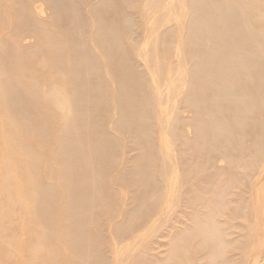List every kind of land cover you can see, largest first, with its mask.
<instances>
[{"label":"rangeland","instance_id":"1","mask_svg":"<svg viewBox=\"0 0 264 264\" xmlns=\"http://www.w3.org/2000/svg\"><path fill=\"white\" fill-rule=\"evenodd\" d=\"M1 1L11 5V0H0V26ZM129 1L130 6L123 5L122 0H67L83 15L87 23L83 41L101 63L108 101L107 112L100 117L102 129L119 140L117 149L110 147L101 160L102 178L82 180L77 172L76 183L90 184L91 189L82 200L86 205L74 214L80 213L88 230L101 238L99 249L105 254L103 261L97 258L92 264H210L209 256L197 251L198 238L191 233L193 226L209 218L220 225L224 238L229 241L225 250L229 264H264V113L253 111L261 120V127L254 131H244L230 124V145L233 147L222 149L219 143L210 146L208 134L202 141H196L198 128L194 125L193 109L186 103V92L194 63L207 56L211 43L206 37L201 51H193L187 40L188 25L193 20L191 0ZM38 3L46 11L41 12L40 18L49 21L48 3L38 0L35 5ZM220 4L223 9L232 7L243 17L246 37L255 43L263 89L259 95L258 86H249L248 99L254 101L260 96L264 103V0H221ZM112 9L116 14L108 12ZM123 10L131 16L128 23L122 18ZM212 19L211 15L205 16V20L211 22ZM98 23L106 29L118 28L124 54L144 70L143 103L150 111L152 124L146 132L140 128L128 131L114 125L119 115L115 103L119 79L116 69L108 65L104 50L109 45L101 44ZM168 30L170 34H166ZM57 34L62 38L61 33ZM35 40L36 37H26L22 43L31 45ZM45 58L51 61V57L43 53L37 62L42 65ZM47 76L56 77L52 72L42 76L35 71L27 74L23 81L34 79L31 86H42L39 95L43 101H49L51 90H44V84L59 90L63 106L59 111H68L70 92L64 78L52 83L53 79ZM233 83L244 85L241 78L233 79ZM194 89L204 98H210L207 85L196 84ZM222 106L220 118L230 120L231 107L226 103ZM7 119L1 112L0 123L4 125ZM50 120L59 126L62 124L52 117ZM89 129L91 127L83 128L76 135ZM61 138L60 130L54 134L49 130L47 146L39 147L35 138L29 136L25 147L29 145V149L40 155V180L58 191L53 197V213L48 218L55 228L57 245L62 244L56 247L58 261L70 264L73 255L64 237L72 228L66 223L64 210L67 201L77 198L79 191L74 192L61 182L53 181L55 174L65 168L62 161L50 158L55 152L54 144ZM239 141L242 148L234 149ZM0 143L6 144L2 134ZM256 143L263 147L261 156L255 151ZM93 145L91 140L80 153L93 157L97 151ZM65 153L72 156L77 151ZM136 158L142 163L139 171L134 167ZM93 167L92 163L88 164L90 171ZM51 168L54 174H45ZM5 173L10 178L8 182L4 181ZM132 177L136 179L134 184L129 180ZM0 180V264H53L49 248L38 244L46 228L36 215L37 205L26 195L28 191L31 193L33 182L18 177L2 152ZM6 190L12 194L11 202L4 199ZM136 199L148 202H144L145 210L133 217V225L128 226L126 222L132 215ZM118 225L119 231L116 230ZM187 231L190 235L185 237ZM244 241H248L246 245ZM175 242L178 245L173 252Z\"/></svg>","mask_w":264,"mask_h":264},{"label":"bare ground","instance_id":"2","mask_svg":"<svg viewBox=\"0 0 264 264\" xmlns=\"http://www.w3.org/2000/svg\"><path fill=\"white\" fill-rule=\"evenodd\" d=\"M37 1L11 0V5L1 1L0 115L1 112L5 113L8 119L4 125L0 123V134L6 138V144L0 143V154H6L8 166L16 169L18 177L29 178L33 182L31 193L28 191L26 195L31 196L37 205L36 215L46 228L44 234L38 238V244L49 248L48 253L53 264H60L56 247L62 244L57 245L59 240L48 218L53 213V197H56L58 191L55 186L40 180V155L29 149V145L25 147L27 138L32 136L35 143L43 148L48 144V131L51 130L54 134L60 130L62 138L58 144H54L55 152L50 154V158L62 161L65 168L55 174L53 181L61 182L67 189H74V192L79 191L77 198L67 201L64 210L67 215L66 223L72 228L64 237L73 255L70 264H92L97 258L103 261L105 254L99 249L101 238L88 230L87 222L83 224L80 213L74 214L86 205L82 200L91 189L90 184L81 186L76 183L77 172L82 180L91 177L102 178L104 173L101 160L110 147L117 149L119 140L110 137L102 129L100 117L107 112V90L99 57L92 54L83 41L87 27L83 15L67 0H45L51 14L49 21H45L40 18L43 16L41 12H46L45 8L39 3L35 5ZM220 2L221 0H191L193 20L188 25L187 40L193 51H201L206 37L209 38L211 46L207 56L196 60L193 65L186 103L195 114L194 125L198 128L196 141H202L208 134L210 146L219 143L222 149H227L233 147L230 145L231 123L244 131H254L261 127V120L253 111L264 113V103L260 96L254 101L249 100L247 90L249 86H258L260 95L263 80L258 68L257 48L255 43L246 37L243 17L232 7L223 9ZM122 4L130 6V1L122 0ZM108 12L116 14L115 9ZM122 13L123 20L128 23L130 14L126 10ZM206 15H211V22L205 20ZM97 32L101 44L109 45L105 47L104 52L108 55V65L116 69L115 75L119 79L115 101L119 115L114 125L124 127L128 131L134 128L145 132L150 130V111L143 103L145 93L141 86L143 68L124 54L117 27L106 29L98 23ZM57 33H61L62 38ZM166 34H170V31ZM26 37H36L34 44L23 45L22 41ZM256 37L262 40L261 36ZM43 53L48 54L51 61L45 58L44 63L40 65L37 58ZM35 71L42 76L52 72L56 77L47 76L53 79L52 83H59L64 78L70 92L68 111H59L63 109L59 101V90L48 88L44 84V90H51L48 93L49 101H43L39 95L42 86H31L34 79L23 81L27 74ZM235 78H241L244 85L241 87L233 83ZM196 84L210 88L209 99L204 98L198 91L196 93ZM223 103L231 107L230 120L220 118ZM96 116L98 117L95 118ZM51 117L60 120L61 126L52 122ZM87 127L91 129L76 135ZM91 140L94 141L93 146L97 147V151L93 157H86L80 151L87 148ZM241 148L242 142L239 141L234 149ZM68 150H76L77 153L68 156L65 153ZM255 151L261 156L262 145L256 143ZM115 156L114 150L113 157ZM89 163L94 165L91 171L88 169ZM134 167L136 171L142 169L139 158L135 159ZM7 174H4L5 182L10 181ZM45 174L53 175L54 169L51 168ZM129 180L132 184L136 182L133 177ZM122 182L126 184L123 180ZM4 199L12 201L9 190L5 191ZM144 202L148 201H134L132 215L126 222L128 226L133 225L135 215H140L145 210ZM116 230H120L119 225ZM191 233L198 238L197 251L207 254L210 264H229L230 259L225 256L229 241L224 238L220 225L217 226L209 218L193 226ZM189 235L190 231H187L185 237ZM247 242L244 241L243 244L246 245ZM173 245L174 252L178 243Z\"/></svg>","mask_w":264,"mask_h":264}]
</instances>
